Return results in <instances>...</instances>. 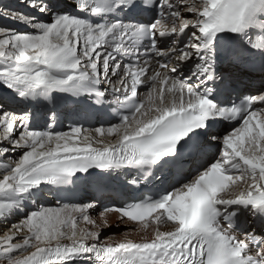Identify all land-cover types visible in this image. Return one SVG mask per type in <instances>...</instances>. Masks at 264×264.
Segmentation results:
<instances>
[{
    "label": "snow or ice",
    "instance_id": "1",
    "mask_svg": "<svg viewBox=\"0 0 264 264\" xmlns=\"http://www.w3.org/2000/svg\"><path fill=\"white\" fill-rule=\"evenodd\" d=\"M0 264H264V0L0 3Z\"/></svg>",
    "mask_w": 264,
    "mask_h": 264
},
{
    "label": "rangeland",
    "instance_id": "2",
    "mask_svg": "<svg viewBox=\"0 0 264 264\" xmlns=\"http://www.w3.org/2000/svg\"><path fill=\"white\" fill-rule=\"evenodd\" d=\"M121 229H124L123 227H119V228H117V230H116V232H118L119 230H121ZM107 234H109V235H111V234H113V233H116L114 230H113V228H110V229H105L104 230ZM121 232V231H120ZM120 232H118V233H120ZM117 234V233H116Z\"/></svg>",
    "mask_w": 264,
    "mask_h": 264
},
{
    "label": "bare ground",
    "instance_id": "3",
    "mask_svg": "<svg viewBox=\"0 0 264 264\" xmlns=\"http://www.w3.org/2000/svg\"><path fill=\"white\" fill-rule=\"evenodd\" d=\"M1 1H4V0H0V2H1ZM11 2H12V0H10V3H11ZM5 3H7V2H6V1H5V2H3V4H5ZM10 3H9V4H10ZM93 214H94V213H93ZM94 215H95V214H94ZM110 218H111V219L114 221L116 217H115V216H110ZM121 227H123V228H124V226H123V225H121ZM123 231H124V230H123ZM123 231H121L120 233H122ZM120 233H117V235H119Z\"/></svg>",
    "mask_w": 264,
    "mask_h": 264
}]
</instances>
